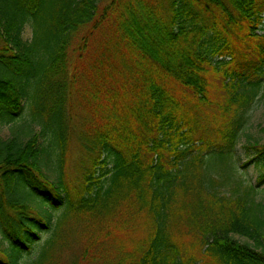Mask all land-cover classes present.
Returning a JSON list of instances; mask_svg holds the SVG:
<instances>
[{
  "label": "trees",
  "instance_id": "16d2710c",
  "mask_svg": "<svg viewBox=\"0 0 264 264\" xmlns=\"http://www.w3.org/2000/svg\"><path fill=\"white\" fill-rule=\"evenodd\" d=\"M260 91L264 0H0V264H264V203L208 160L230 170Z\"/></svg>",
  "mask_w": 264,
  "mask_h": 264
},
{
  "label": "rangeland",
  "instance_id": "374dc122",
  "mask_svg": "<svg viewBox=\"0 0 264 264\" xmlns=\"http://www.w3.org/2000/svg\"><path fill=\"white\" fill-rule=\"evenodd\" d=\"M107 1V0H106ZM24 37L31 39L33 37V28L30 24L26 26ZM29 109L26 105L25 110L21 116L23 123L29 119ZM18 126V125H16ZM264 91H260L258 97L252 103L250 108L246 111V123L240 132L239 142L233 149V160L229 164L227 173L222 172V168L225 167L217 163V158H208L211 170V176L220 182L215 186V190H218L221 194L227 196H244L248 195L251 201L255 203H264V183L257 185V177L259 170L254 163H248L244 165L248 156L244 148V144L251 140H261L264 142ZM36 128H39L38 126ZM12 135V124L0 125V136L7 138ZM89 167V158L85 149L82 148L80 143L75 137L70 140L68 150L65 159V175L71 184L78 187L79 181L77 177L80 175V170ZM51 234V232H44L40 242L34 245V248L30 252H25L22 258V263L27 260L31 261L35 259L39 253L40 246L45 239ZM242 242L254 244L255 241L251 238L242 235H235ZM78 240L72 242V246L78 247ZM0 242H2V236L0 235ZM2 247H7V243L2 242ZM29 253V254H28Z\"/></svg>",
  "mask_w": 264,
  "mask_h": 264
}]
</instances>
